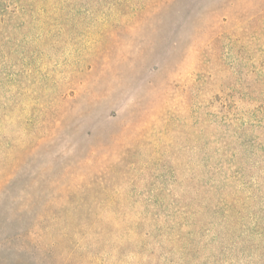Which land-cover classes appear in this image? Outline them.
Listing matches in <instances>:
<instances>
[{
  "label": "rangeland",
  "instance_id": "obj_1",
  "mask_svg": "<svg viewBox=\"0 0 264 264\" xmlns=\"http://www.w3.org/2000/svg\"><path fill=\"white\" fill-rule=\"evenodd\" d=\"M0 264H264V0H0Z\"/></svg>",
  "mask_w": 264,
  "mask_h": 264
}]
</instances>
